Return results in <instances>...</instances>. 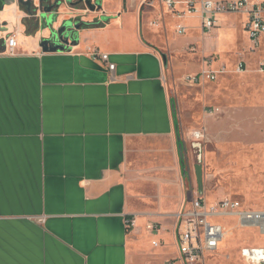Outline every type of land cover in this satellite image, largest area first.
<instances>
[{
  "label": "crops",
  "instance_id": "0c3cea01",
  "mask_svg": "<svg viewBox=\"0 0 264 264\" xmlns=\"http://www.w3.org/2000/svg\"><path fill=\"white\" fill-rule=\"evenodd\" d=\"M78 1L55 11L52 29L69 20L100 27H80L55 52L40 46L50 35L43 20L16 0L0 7V264H149L152 242L176 248L175 221L150 222L131 199L185 198L171 102L187 120L182 79L217 55L222 22L202 36L198 17L179 20L161 0H91L94 10ZM26 20L37 26L30 35ZM93 51L108 55L115 80ZM225 55L210 66L224 68L212 84L237 73ZM201 96L203 107L215 103ZM149 223L160 230L146 231Z\"/></svg>",
  "mask_w": 264,
  "mask_h": 264
},
{
  "label": "rangeland",
  "instance_id": "374dc122",
  "mask_svg": "<svg viewBox=\"0 0 264 264\" xmlns=\"http://www.w3.org/2000/svg\"><path fill=\"white\" fill-rule=\"evenodd\" d=\"M217 19L222 22L219 32L223 37L214 39L212 48L217 55L205 58V61L209 59L211 64L216 63L223 53L228 54L225 57L235 67L244 62L246 68L242 73L226 75L217 84H184L179 88V107L187 116V120L184 114L177 119L184 144L182 185L185 198H132L138 211L151 218L150 222L163 219L172 223V215L183 204L187 205L195 193L203 196L207 203L229 198L249 209H264V74L259 70L260 64H264V36L259 48L252 52L241 27V17L221 15ZM226 28L231 30L230 37H224ZM192 35L197 36L195 30ZM169 36L173 39L174 33L170 31ZM203 90L215 100L212 106H202ZM215 94L218 96L213 98ZM209 110L214 114L209 115ZM208 125L213 127L212 132L206 130ZM197 131L204 136L198 141L191 137ZM193 143L201 144V193L194 172L199 152ZM222 225L229 235L218 254L205 264H242L239 253L243 247L264 245V237L257 230L237 229L233 220H226ZM168 242L160 248H148L144 259L149 264H181L176 248Z\"/></svg>",
  "mask_w": 264,
  "mask_h": 264
},
{
  "label": "built area",
  "instance_id": "2783aa9c",
  "mask_svg": "<svg viewBox=\"0 0 264 264\" xmlns=\"http://www.w3.org/2000/svg\"><path fill=\"white\" fill-rule=\"evenodd\" d=\"M161 5L179 20L198 17L202 36H208L219 28L218 16H243V30L252 52L259 48L264 36V0H161ZM186 31L185 26L177 25V35H185ZM5 47L8 55H14L17 47L14 36L9 35L5 39ZM188 51L194 52L192 49ZM92 56L106 66L110 79L115 80V65L109 62L108 55L93 51ZM211 62L206 60L204 69L184 76L183 83L199 86L216 82L218 76L224 73V68L213 70L210 67ZM259 67L260 72L264 74V64L261 63ZM245 68L244 62H239L235 72L242 73ZM209 114H213V110H209ZM191 137L198 141L204 136L201 131H197L193 132ZM173 219L175 244L179 261L183 264H205L206 260L218 254L228 233L222 225L226 220L235 221L237 229L257 230L259 235L264 237V210L246 208L239 201L229 198L207 203L203 196L192 194L191 201L187 205L183 204L173 215ZM133 223V220L129 221L128 226L132 227ZM145 229L150 233H157L160 226L157 223H149ZM152 246L157 248L161 246V242L154 241ZM239 255L242 264H264V245L245 246Z\"/></svg>",
  "mask_w": 264,
  "mask_h": 264
},
{
  "label": "water",
  "instance_id": "95a60500",
  "mask_svg": "<svg viewBox=\"0 0 264 264\" xmlns=\"http://www.w3.org/2000/svg\"><path fill=\"white\" fill-rule=\"evenodd\" d=\"M3 4L4 0H0ZM19 6L25 9L27 14H29L32 18L37 17L45 23V26L49 29V38L44 39L41 42V48L43 52H55L57 50H63V47L68 45L69 42H73L74 34L76 31L80 29V25L76 22L72 21H65L63 22L60 27L56 30L52 29L53 23V16L56 10L63 4L72 3L70 0H16ZM37 3V4H36ZM83 3L86 7L90 10L99 9L100 3L99 1L95 4L91 3V0H79L76 5ZM75 5V4H73ZM2 6V5H1ZM0 6V7H1ZM163 62L166 63V59L163 57ZM177 104L176 101L171 102V109L173 120L175 123V133H176V142H177V151H178V158L180 162V168L182 176H185V162H184V144L181 141V137L179 135L178 130V122H177ZM193 147L198 148V156H197V164L194 166V172L196 177V183L198 186V190L200 193L202 192V183H201V172L202 167L200 166L201 163V144L200 143H193Z\"/></svg>",
  "mask_w": 264,
  "mask_h": 264
},
{
  "label": "trees",
  "instance_id": "16d2710c",
  "mask_svg": "<svg viewBox=\"0 0 264 264\" xmlns=\"http://www.w3.org/2000/svg\"><path fill=\"white\" fill-rule=\"evenodd\" d=\"M2 3L0 2V6ZM25 27H26V34L30 35L34 33L37 30V26L32 24L30 20L24 21ZM81 28H96L100 27V25L97 22H92V23H81L80 24Z\"/></svg>",
  "mask_w": 264,
  "mask_h": 264
},
{
  "label": "bare ground",
  "instance_id": "6f19581e",
  "mask_svg": "<svg viewBox=\"0 0 264 264\" xmlns=\"http://www.w3.org/2000/svg\"><path fill=\"white\" fill-rule=\"evenodd\" d=\"M228 235H229V234H228ZM228 235H227V236H228ZM231 236H232V235H231ZM226 238H227V237H226Z\"/></svg>",
  "mask_w": 264,
  "mask_h": 264
}]
</instances>
